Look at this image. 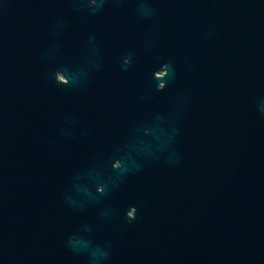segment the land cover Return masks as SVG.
Returning <instances> with one entry per match:
<instances>
[{
  "label": "water",
  "instance_id": "water-1",
  "mask_svg": "<svg viewBox=\"0 0 264 264\" xmlns=\"http://www.w3.org/2000/svg\"><path fill=\"white\" fill-rule=\"evenodd\" d=\"M0 264H264V0H0Z\"/></svg>",
  "mask_w": 264,
  "mask_h": 264
}]
</instances>
